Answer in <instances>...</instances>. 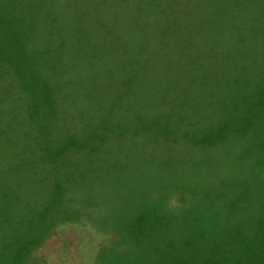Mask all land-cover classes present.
<instances>
[{"label": "rangeland", "instance_id": "obj_1", "mask_svg": "<svg viewBox=\"0 0 264 264\" xmlns=\"http://www.w3.org/2000/svg\"><path fill=\"white\" fill-rule=\"evenodd\" d=\"M78 1L17 0L15 2L20 8L15 11L7 6V0H0V29H3V32L0 31V45L6 48L3 52L0 48V202L9 201V194L13 197L11 202H14L3 211V217L7 219L4 221L2 218L6 234L11 233V228L15 227L29 233L28 224L32 221L26 222V217L19 216L15 209L16 203H24L23 199L28 201V205L35 203L36 198L33 195L27 193V198L24 197L26 194L23 193L24 186L33 179L43 183L44 189L52 188L55 184L54 172L51 170L53 162L49 160L39 162L38 158L42 155L52 157L60 165L58 178L64 179L61 184L63 188L68 187L63 192L73 191L74 186L70 187V184L71 171L74 170L72 155L75 149L60 151V148H67L66 141L69 135L76 134L82 137L80 133L85 127H93L87 118L89 109L94 122L98 124L101 110L107 112L108 118L110 105H115L113 114L118 117L119 125L123 127L134 121L137 115L146 122L149 118L154 120L158 117L160 111L150 107L155 106L156 101L177 107L176 101L172 98L177 94V100L185 104H196L201 111L214 110L218 119L222 112L224 115L239 116L250 110L251 108L244 107V101L252 92L264 86V65H261L264 58V0H199L206 2L201 10L204 14L201 19L208 18L213 22L206 25L203 22L201 29L202 27L208 29L212 32L211 35L204 32V37L197 43L198 50L194 47L191 54L186 55V51L183 52L181 47L175 46L168 50L166 57L152 53L154 50L151 39L154 34L152 27L146 24L147 27L142 29L135 24L137 20L141 21L142 17L148 20L151 14L156 13L162 0H131L129 4L128 0H121L120 5H116L117 8L110 9L123 11L128 18L126 22H119V28L120 31L125 30L129 33L134 31L130 47L117 46L109 38L113 25L117 23L111 22L113 15L111 11L106 14L102 10H95V0ZM174 1L180 4L181 0ZM76 2L81 6H76ZM97 15H102V18ZM7 16H15V19L7 23L5 21L8 19ZM8 24H12L15 31L11 35L4 32L5 29H10ZM12 40H23L26 43L21 49L16 45L10 46ZM212 51L214 56L207 54ZM142 62L149 65H143ZM155 62L158 65H154ZM234 62L240 63V67L235 71L232 70ZM148 67L155 71L157 70L153 67H157L159 73L151 72V75L148 74L149 77L144 72L145 68L149 69ZM136 71L149 77L143 81L145 86H137L135 83ZM234 72L241 74L242 80H245L242 83L244 90L240 88L242 95L239 94L230 102L225 94L228 95L231 91L230 84ZM169 74L172 75L171 84L168 81ZM203 82H206V86L202 85ZM3 91L7 92V97ZM139 100L141 102L144 100L146 106L139 105ZM193 111L196 120L199 117L198 110ZM109 116L113 119L111 115ZM263 118L260 117L259 120L262 126ZM145 128L143 125L132 134L127 131L130 142H137L139 151L148 152L146 160H141L142 165H146V162L152 159L153 151L155 162L165 156L164 145L154 141L152 129ZM107 134L109 136L106 143L109 145L113 143L115 148L114 130H108ZM118 139L115 137L116 142ZM184 144L186 145L184 149L180 146L177 148L175 143L171 145H176L180 154L198 156V148L187 149L190 143L184 141ZM215 154L217 155L213 160L216 161L208 165L212 170L208 176H211V196L216 205L212 210L214 214L207 215L203 205L198 206V203L193 205L199 201L193 199L194 189L190 191H184L182 187L176 189L173 197L167 202L163 201L164 204L161 205L166 207L169 205L178 212L176 222L174 225L171 224L174 234L177 232L173 226H178L181 221L187 227L194 220L201 219V225L211 229L209 235L200 241L199 247L206 251V254L214 255L217 258L214 264H217L223 254L235 259L236 251L244 248V244L241 243L253 236L252 230H255L256 224L251 219H242L245 228L239 233L244 235L243 240L237 238V232L225 231L223 224L229 218L230 204L247 198L253 201L257 199L255 196H259L264 189V171L258 172L262 166L258 163L257 168L253 165L252 168L235 172L234 169L238 167L229 162L231 157L224 158L222 153ZM181 160L186 162L187 159L183 157ZM188 165L187 162L186 166H183L187 168ZM203 167L201 163L197 169L199 171L196 177L197 196L199 178L207 177L206 172H201ZM145 173L146 171L139 170L135 178L137 181L131 182L137 195L126 192V196L132 202L130 205L111 199L103 204V208L99 204L89 207L88 219H85L87 221H64L61 225L55 226L43 243L34 249L33 254L39 257L42 264H92L99 251L101 263L104 264L111 251L101 248L102 244L118 240L123 231L124 234H130L127 238L133 235L146 237L144 233L138 234L133 231L138 211L142 210L141 214L149 218L156 211V206H152L150 202L148 204L150 199H145L149 198V194L144 195V192L138 190L141 185L143 186L142 175L146 176ZM111 175L116 182H121L125 177V173L119 168L108 170L106 179ZM155 175L162 177L165 188H170V183L173 184V174L166 175L163 170L154 171ZM187 175L188 173L179 171L174 173V178L180 180ZM236 176L240 179L247 178V183H241ZM253 176H257L258 182L253 180ZM231 186L235 187V199L229 195ZM243 187L249 189L259 187L260 190L245 194L240 191ZM219 189L225 192L220 194ZM192 199L193 202L190 204ZM76 202L80 200L77 199ZM62 206L64 208L59 217L67 218L64 212L70 211L69 200L64 199ZM125 206L132 210L127 219L121 215ZM11 212L12 215L9 214ZM127 222L131 223L123 227V223ZM22 238H19L20 243L21 240L22 243L24 241ZM210 240H214V243L207 246ZM145 241L149 242L147 238ZM135 245V242H128L125 245L118 242L117 247L126 251L125 248L135 249Z\"/></svg>", "mask_w": 264, "mask_h": 264}, {"label": "trees", "instance_id": "obj_2", "mask_svg": "<svg viewBox=\"0 0 264 264\" xmlns=\"http://www.w3.org/2000/svg\"><path fill=\"white\" fill-rule=\"evenodd\" d=\"M15 1L17 0H7V6L11 10L16 11L19 5ZM130 1L128 0L127 4ZM77 2L79 1L77 0ZM77 2L76 6L80 7L81 5ZM120 2L121 0H95L94 3L96 4L94 5V9L102 10L106 14L109 11L113 13L111 15V22H117L118 24L115 23L113 25V29L109 33V38L117 46L125 47V45H128L127 47H130L129 44L134 31L129 33V31L125 30L120 31L121 28H119V22H126L128 18L123 14V11L117 12L116 10H110L112 7L117 8L116 5H120ZM205 3L199 0H181L180 4H176L174 0H162L160 9L156 13L151 14L148 20H145V17H142L141 21L137 20L135 23L137 27H142L143 29L147 27V24L148 27L151 26L153 29L154 34L153 38H151L154 46V50L152 51L153 55L159 54L160 56L166 57L168 50L175 46L177 48L181 47V51L183 52L186 51V55L188 53L191 54L194 50L193 48H197V43L204 37V32L207 35H211L212 32L208 31V29L203 27L201 29L203 22L204 25L212 22L208 18L201 19V16L204 17L201 10ZM115 12L116 14H114ZM95 13L98 14L97 12ZM7 17L8 19L5 20L7 23L15 19V16ZM98 17L102 18V15ZM115 18L116 20L114 21ZM8 28L10 29L4 30L6 35H11L15 32L12 29V24H8ZM0 31L3 32V29H0ZM114 34L115 36H112ZM25 43L26 41L23 40H12L10 46L16 45L22 49ZM0 48L2 52L6 50L4 46L0 45ZM236 51H239V49H236ZM207 54L214 56L213 51ZM242 56L244 57V55ZM142 64L149 65L145 62H142ZM232 64V70L234 69V71L240 67V63L234 62ZM154 65H158V63L155 62ZM261 65H264V58L262 59ZM148 68L144 69L147 75H151V72L159 73L157 72V67H153L157 71L151 67ZM134 74L137 77V81L135 82L137 86H145L143 81L147 80L150 75L148 77L137 71ZM171 78L172 75L169 74L168 81L170 84ZM232 78L230 84L231 91L228 95L227 93L225 94L230 102H233V98L239 94L242 95L239 89L244 90L242 83L245 82V80H242V75L235 72L232 74ZM202 85L206 86V82H203ZM203 91L201 92L204 93ZM3 94L7 97L6 91H3ZM138 94L140 95L139 92ZM176 95L172 96V98L176 101L177 107L170 103L156 101L154 103L155 106L151 105L150 107L160 111L158 117L154 120L149 118L146 122L137 115L134 121L123 127L119 125L118 117H115L113 114L115 112L113 108H116L115 105H110L109 115L113 119L109 118V115L107 118V112L102 109L98 124L94 122L89 109L87 118H89L93 127H85L83 132L80 133L82 137H78L76 134L69 135L66 141L67 148H60V151L63 149L68 150V148L75 149L72 155L74 159V170L71 171L72 182L70 187H74L71 193L63 192L68 187L63 188L61 184H63L64 179L59 180L58 178L60 165L52 157H45V155L39 157V162H44L45 160L53 162L51 170L54 172L55 184L52 188L44 189L43 183L37 179H33L24 186L23 193H26L24 197L27 198V193L33 195L36 198L35 203H29L28 205V201L23 199L24 203H16L15 209L19 216L26 217V222L32 221V223L28 224L30 226L29 233H25L21 228L15 227L11 228V233L6 234L7 230L2 222L7 221V219H4L3 211L14 203L11 202L13 197L9 194V201L0 202V264H42L39 257L33 254V251L43 243L44 239L52 232L55 226L61 225L64 221H87L85 219L88 217L89 207L99 204L103 208V204L111 199L117 200L119 203L122 201L124 205H130L132 202L126 196V192L137 195L131 182L137 181L135 178L138 176L137 172L139 170L146 171V176L142 175L143 186L141 185L138 190L142 193L144 192V195L149 194V198L147 197L145 199H150L148 204L150 202L152 206H156V211L150 218L147 215L141 214L142 210L138 211V219H136V225L133 231L138 234L144 233L147 236L135 237L133 235L127 238L130 234H124L123 231L122 236L118 240L111 241L109 244H102L101 248H107L108 251H111L104 264L216 263L217 258L214 255L206 254V251L199 247L200 241L203 237L209 235L211 229L201 225V219L194 220L187 227L181 221L178 226H173L177 232V234H174L171 229V224L174 225L176 222L178 212L169 205L166 207L161 204L167 202L168 199L170 200L176 189H180L181 187L184 191L194 189L193 199H199V201L193 203V205L195 206L196 203H198V206L203 205L207 210V215L214 214L212 210L215 209L216 205L211 196V176H208L212 170L209 169L208 165L216 161L213 160L217 155L215 153H222V157L224 158L233 157V159H229V162H233L238 167V169L233 168L235 172H240L241 169L252 168L254 167L253 165L257 168L258 166L256 164L258 163L262 165L258 172L264 171V136H262L264 126H262V123L259 124L260 117H264V86L260 90L252 92L248 99L244 101V107L251 108L250 110L239 116L237 114L224 115V112H222L218 119L215 117L214 110H208L207 112L201 111L196 104H185L177 100ZM138 104L144 107L146 106L144 100L142 102L139 100ZM194 109L198 110L197 115L199 117L196 120L193 117L195 115ZM139 112H136V114ZM143 125L146 126L145 129H152L154 132V141L165 147L163 148L165 150L163 159L157 162L153 161L155 152L153 151L152 159L146 162V165L144 164L145 166L142 165L141 160H146L148 152L146 150L139 151L137 142H130L131 139L127 136V131H129V134L136 133ZM108 130H114L113 142L115 143V148H113V143L110 145L106 143V138L109 136L107 134ZM115 137L119 138L117 142ZM184 141L190 143L187 149L190 147L192 149H199L197 157L184 153L180 154L175 147L176 145H171L175 143L177 144V148L180 146L184 149L186 146ZM121 144H123L122 147ZM183 157L187 159L186 162L181 160ZM224 161L226 162V160ZM187 162L189 165L187 168H184ZM201 163L204 165L201 172H206L207 177L199 178L198 197L196 195V189L198 188L196 177L199 172L197 169L200 168ZM114 168H119L125 173V177L121 182H116L112 175V177L110 176L111 179L110 177L106 179V172ZM163 170H165L166 175L173 174V184L170 183V188H165L160 175L154 176V171L163 172ZM179 171H184L188 175L177 180L174 178V173ZM234 171L232 170V172ZM236 177L238 178V176ZM256 177L253 176L254 181H257ZM238 179L241 183H247V178L242 177V180L239 177ZM22 182L23 180H21ZM136 184L139 185L138 182ZM135 187L137 188L138 186ZM158 190H162V192ZM253 190H257L256 192H258L260 189L259 187L252 189L246 187L240 188V191L245 194H249ZM261 191L259 196H255L257 198L255 201L247 198L244 201L241 200V202L238 201L229 205V209L231 210L229 218L223 224L225 231L231 230L232 233L237 232V238L243 240L242 237L244 235L239 233L245 228L242 219H251L256 224V227L255 230H252L253 236L246 238L245 242L241 243L244 244V248H239L240 251H236L235 259H231L227 254H223L224 256L222 259H219L217 264H264V189ZM224 192V190H218L220 194ZM36 193L37 196H35ZM235 193V187L231 186L229 195L234 198ZM64 199L69 200L71 207L70 211L64 212L67 218H60L59 214L64 208L62 206ZM77 199L80 202H76ZM193 199L189 202L190 204H192ZM131 211V209L128 210L127 206H125L121 215L127 219ZM12 213L9 214L12 215ZM130 223H123V227L128 226ZM21 237H23V243L22 240L21 243L19 242V238ZM146 238L149 242L145 241ZM157 239L159 241H156ZM118 242H123V245L128 242H135V249L125 248L126 251H122L121 247H117ZM213 243L214 240H210L207 246ZM100 257V252L97 251L96 260L92 264H102Z\"/></svg>", "mask_w": 264, "mask_h": 264}]
</instances>
